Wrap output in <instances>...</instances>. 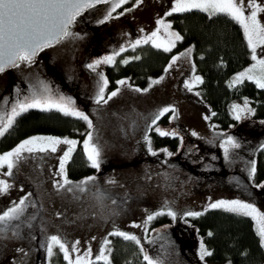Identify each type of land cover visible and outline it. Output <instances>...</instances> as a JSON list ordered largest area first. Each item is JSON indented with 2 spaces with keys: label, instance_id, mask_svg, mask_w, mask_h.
Masks as SVG:
<instances>
[{
  "label": "rangeland",
  "instance_id": "rangeland-1",
  "mask_svg": "<svg viewBox=\"0 0 264 264\" xmlns=\"http://www.w3.org/2000/svg\"><path fill=\"white\" fill-rule=\"evenodd\" d=\"M244 2L247 5L248 0ZM256 3L264 6V0ZM174 4L175 0H128L106 19L110 6L98 3L78 16L71 26L70 31L78 34V38L70 37L44 48L31 65L21 64L0 73V117L6 119L13 105L31 98L33 91L39 92L47 85L54 100L60 96L70 98L77 110L89 114L94 126L90 132L102 149L101 159L109 164L101 174L91 175L96 180L83 194L75 190L57 191L54 186L55 181L62 179L56 173L68 145L57 146L54 153L25 152L11 169V176L5 175L6 164L0 167V179L10 185L7 192H0V215L27 197L20 220L11 221L8 231L0 235V264H50L47 244L52 235L75 245L71 253L73 261L77 256H87L83 264H88L101 251L109 249L105 241L116 229L141 239L156 264H213L207 256L201 259V244L206 247L195 229H190L186 213L200 212L221 200L252 203L264 212V187H260L264 181L241 184V175L249 177L251 173L253 152L264 144V119L254 117L252 104L245 98L232 103L235 115L234 106L244 108L246 101L252 110L240 112L238 133H222L210 125L208 107L198 93L200 80L196 77L201 76L193 70L191 44L175 51L165 72L153 77L146 87L118 84L105 93L107 98L119 89L107 104L95 102L102 72L88 67L90 48L105 50L110 56L120 48L126 50L137 40L143 42L153 32L157 36L150 42L167 46L173 40L170 33L174 29L165 25H171L167 13ZM248 14L246 11L245 15ZM258 19L264 24V13H259ZM161 20L164 24L159 23ZM189 49L191 54L184 55ZM261 49L264 45L257 47V60L264 59ZM131 56L130 52H118L115 58L125 61ZM173 57H179L174 64ZM254 65V71L248 75L256 83L264 68L252 58L243 69L232 74L229 82L234 83L240 73ZM157 80L160 82L153 83ZM165 108L174 109L173 119L188 137V147L181 156L189 165L179 163L172 156L174 152L157 154L147 144L154 125L152 119ZM37 136L75 140L66 135L32 133L0 155ZM230 137L240 144L239 148L226 144ZM225 147L229 149L227 154ZM234 170L239 173L233 174ZM99 193L106 198H98ZM169 208L176 213L175 225L168 224L163 217ZM149 215L153 219L149 220ZM17 231L19 234H14ZM261 242L264 247L262 239ZM105 254L109 257L108 251Z\"/></svg>",
  "mask_w": 264,
  "mask_h": 264
},
{
  "label": "trees",
  "instance_id": "trees-1",
  "mask_svg": "<svg viewBox=\"0 0 264 264\" xmlns=\"http://www.w3.org/2000/svg\"><path fill=\"white\" fill-rule=\"evenodd\" d=\"M169 18L173 32L182 37L175 40L172 36L176 43L170 51H166L164 46L156 47L152 42H141L135 48L131 46L124 51H118L119 54L123 52L132 54L128 60H125L127 63L115 58L114 63L97 66L96 70L102 72V79L108 81L105 93L114 89L121 80L127 81V84L146 87L153 77L165 72L169 57L175 51L191 44L193 70L201 76L198 93L201 101L208 107L210 125L222 133L230 135L238 133L240 120L236 119L232 103L243 101L245 98H248L252 104L254 117L264 119V88H260L249 79L238 83L229 82L232 74L243 69L252 58V51L242 25L227 15L210 16L209 13L198 10L173 13L169 15ZM105 56H108L105 50L90 48L88 63H94ZM81 111L89 116L86 111ZM89 119H91L90 116ZM157 128L168 132L169 135H160L156 131ZM91 129L86 121L64 115L55 108L47 111L41 108H30L15 117L13 125L0 136V152L9 149L20 139L32 133L70 136L78 143L72 152L71 159L67 162V176L71 181L85 180L91 175L101 174L109 166L105 159H101L100 168L95 169L87 159L83 142ZM147 144L151 151L157 154L165 155L166 151L174 152L172 156L177 157L179 163L186 162L189 165V162L181 156L182 151L188 147V137L173 119L171 111L161 115L151 127ZM256 148L253 152L251 173L249 177L240 174L243 178L241 184L253 182L252 184L256 185L255 183L264 181V144ZM234 172L239 173L236 170L232 173L235 174ZM199 213H201L199 216H189L188 222L191 224L190 229H195V233L204 242L206 249L212 253L207 256L210 262L213 264H264V247L253 218L210 207ZM163 217L168 224H174L176 220L167 213ZM117 231L124 232L116 229L112 233ZM110 234L107 238V241H110L108 244L110 264H148V261L144 259L145 255L149 256L147 247L141 239L137 244L135 241ZM55 248L50 264H69L63 252ZM38 259L40 263L41 257ZM90 262L106 264L99 259Z\"/></svg>",
  "mask_w": 264,
  "mask_h": 264
},
{
  "label": "snow or ice",
  "instance_id": "snow-or-ice-1",
  "mask_svg": "<svg viewBox=\"0 0 264 264\" xmlns=\"http://www.w3.org/2000/svg\"><path fill=\"white\" fill-rule=\"evenodd\" d=\"M128 0H117L116 3H111V0H0V73L5 72L11 68H17L21 64L31 65L34 62V58L37 54L46 47H51L54 44L60 43L62 40L67 38H78V34L70 31L71 26L76 22L77 17L80 16L86 9L94 7L98 3H108L110 11L107 13L106 19L112 16V13L116 11L122 4L127 3ZM193 10L203 11L213 15H227L233 20L240 23L243 27L247 43L252 51V59L257 61L258 65L264 68V59L257 60L256 50L258 45H264V24L258 19L259 13H264V6L256 3V0H248L245 5L244 0H175L174 6L167 13L172 15L173 13L190 12ZM248 15H245V12ZM103 23L104 21H100ZM160 24H164L161 20ZM166 28H170L171 25H165ZM171 36L175 37V40L182 39L178 33H170ZM157 36V32H153L150 37H146L143 42L149 43L153 37ZM175 40H170L168 45L165 46L166 51H170L171 47L175 46ZM141 43L137 40L132 47L135 48ZM156 47H161L160 44H155ZM121 48L119 51H124ZM264 53V49H261ZM191 49H189L184 55H190ZM114 53L110 56H105L101 59L96 60L94 63L88 65L93 71L96 70L100 64H111L115 61ZM138 58V57H137ZM179 57H173L172 63L174 64ZM127 63V61H124ZM172 65L170 64L169 67ZM253 68L247 69L246 72L240 73L236 78L235 82H242L247 77L252 79L253 77L248 75L253 72ZM196 80H201L200 77H196ZM160 81H153V83H159ZM127 81L121 80L118 82L120 85H127ZM256 83L260 88H264V74L261 78L256 80ZM108 81L102 79L99 86V91L95 98L97 104H107L112 97L118 94L119 89L112 91L107 98H105V89L107 88ZM190 87V85H186ZM136 91H142L136 89ZM143 91H147L144 89ZM30 108H41L42 110H56L62 112L64 115H70L82 119L87 122L88 127L93 128V122L89 119V116L82 111L75 108L74 102L70 98L60 96L54 100L50 94V89L47 85H44L42 90L39 92L33 91L31 98H25L24 100L18 101L11 107V112L6 114L5 117H0V136L4 135L8 128H10L15 120V117L20 115L22 112L27 111ZM234 110H237L236 119H240V112L252 110L248 108L247 101L245 102L244 108L239 105L234 106ZM174 111L171 108L163 109L156 117H153L152 123H155L159 115H163L166 112ZM207 118V117H206ZM160 135H169L168 132L163 131L159 128L156 129ZM175 135V133H171ZM78 141L67 138L51 137V136H37L30 139L24 140L14 150L0 155V167L5 164L8 167L5 175L11 176V169L15 163L18 162L23 154L26 152L32 154L34 152H56L57 146L64 144L69 147L63 152L60 157L59 170L56 175L61 176V180L55 181V187L57 191L74 192L77 191L83 194L89 190V185L96 180L95 176L88 177L79 183H73L67 176L66 165L71 159V154L76 148ZM226 144L232 148H239L240 144L232 139L231 137L226 141ZM83 149L87 154V159L90 161L91 166L95 169H99L101 166L102 149L96 142V138L91 132L87 134V139L83 142ZM228 147H225V153L228 152ZM171 155V153H169ZM255 169L253 168V172ZM114 182V181H109ZM10 185L0 179V192H7ZM264 187V185H260ZM30 195V194H29ZM98 198H106L105 194L99 193ZM27 197L20 200L18 204H15L8 211L0 215V235H3L8 231V227L11 221H19L24 213L26 206L25 201ZM115 202V201H113ZM213 209H223L226 212L251 217L255 220L258 225V234L264 241V212H260L254 204L246 203L241 200L231 201H217L209 205ZM161 214V213H157ZM168 215L175 218L176 213L168 209ZM188 216H199L201 213L189 211L186 213ZM149 220L153 219L151 215L148 217ZM16 229L19 225L15 226ZM139 227V225H137ZM14 234L18 235V231ZM110 235H117L123 237L125 240L135 241L137 244L140 240L135 236L122 231L111 233ZM211 235V233H209ZM79 243L78 241L76 242ZM105 244H110V241H105ZM57 247L58 250L62 251L65 260L69 264H83L87 260V256H77L75 260L72 259V251L75 249V245H69L66 240H62L59 235H52L47 244V253L49 256L53 255V248ZM23 251V250H20ZM110 253V249H106ZM105 251H101L97 257L99 260H103L106 264H110L108 255ZM212 253L204 248L201 244V259L205 256H210ZM144 259L148 261V264H156V262L149 256L145 255ZM88 264H91L89 261Z\"/></svg>",
  "mask_w": 264,
  "mask_h": 264
},
{
  "label": "flooded vegetation",
  "instance_id": "flooded-vegetation-1",
  "mask_svg": "<svg viewBox=\"0 0 264 264\" xmlns=\"http://www.w3.org/2000/svg\"><path fill=\"white\" fill-rule=\"evenodd\" d=\"M88 11V9H86L84 12L86 13Z\"/></svg>",
  "mask_w": 264,
  "mask_h": 264
}]
</instances>
